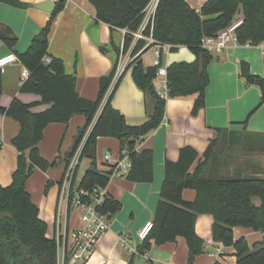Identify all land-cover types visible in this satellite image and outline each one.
I'll use <instances>...</instances> for the list:
<instances>
[{"label": "trees", "instance_id": "trees-1", "mask_svg": "<svg viewBox=\"0 0 264 264\" xmlns=\"http://www.w3.org/2000/svg\"><path fill=\"white\" fill-rule=\"evenodd\" d=\"M88 1L96 9L98 21L112 28L126 29L121 50L123 54L129 50L131 55L126 69L130 68L137 87L150 94L153 111L143 124L128 125L120 112L110 104L123 75L120 73L115 78L116 64L108 74L99 77L96 99L88 100L78 95L75 90L76 77L64 72L60 59L49 56L51 60L43 63V57L48 55L51 23L66 0L54 2L45 27L33 34L28 49L18 54V59L29 72L19 90L36 93L40 100L24 103L14 98L8 106L0 105V114L11 117L19 124L18 132L10 140L17 150L16 168L12 172L11 183L7 186L0 184V264H57L56 239L46 235L47 224L39 217V208L32 203L25 189V182L35 168L45 171L55 164V160L48 162L41 156L38 148L42 132L50 122L64 123L76 114L85 116V123L78 129L72 148L65 156L66 168L79 149L72 183L75 182L78 163L83 158L89 159L78 187L92 191L96 186L105 187L109 182L112 170L97 168L96 143L99 136L116 138L119 154L123 150L127 153L130 168L125 178L128 181L147 183L153 178V152L149 147L137 149L136 145L148 131L161 124L165 99L196 94L192 113L205 106V90L209 82L206 66L214 54L201 46V40L230 25L237 13L242 14V21L235 29L237 42L257 45L264 40V0H206L199 11L185 0H158L153 19L143 33H151L158 42L168 44L170 50L184 45L197 56L192 62L178 61L165 68L168 91L165 97H160L153 84L157 66L145 67L141 61L140 54L149 45L144 46V39L132 43L131 35L141 25L143 10L149 0ZM0 2L19 8L27 6L19 0ZM7 29V32L0 29V39L12 47L16 35ZM240 68V75L246 84L259 86L263 100L264 78L251 74L244 60L240 61ZM47 103L49 106L46 110L32 111V106ZM223 131L216 129L217 135L211 139L201 159L197 151L183 146L179 148L177 161H164L152 226L137 248L138 252L148 250L151 240L160 245L184 237L188 249L186 264H193L194 259L205 252L204 240L194 230L197 214L205 213L213 217V241L235 249V264H264V237L250 248L244 237L235 239L233 232V227L237 226L264 232V176H241L226 171L225 162L217 150ZM49 184L50 181H47L46 190ZM186 188L195 191L193 201L182 198V191ZM257 198L259 204L255 203ZM120 208L121 202L107 193L98 210L111 220ZM67 261L66 258L65 264ZM128 264H132V258H129ZM213 264L219 263L215 261Z\"/></svg>", "mask_w": 264, "mask_h": 264}, {"label": "crops", "instance_id": "crops-1", "mask_svg": "<svg viewBox=\"0 0 264 264\" xmlns=\"http://www.w3.org/2000/svg\"><path fill=\"white\" fill-rule=\"evenodd\" d=\"M19 1L27 6L19 8L0 2V29L7 32L9 28L16 35L12 47L0 39V57L11 53L16 56V60L7 64L0 75V105L5 107L14 98L24 103L40 100L36 93L19 90L22 82L20 74L24 66L18 59V54L24 53L33 34L45 27L44 24L57 0H49L50 11L34 6L45 0ZM185 1L199 11L206 0ZM95 14L96 9L88 0H66L51 23L47 53L61 60L66 74L75 75V90L78 95L88 100L96 99L99 77L108 74L116 64V71L123 75L110 104L120 112L128 125H141L153 111V100L148 92L137 87L130 68L126 69L131 55L129 50L124 54L121 51L124 42L122 30L98 21ZM241 18V13L235 14L232 23L240 22ZM164 45L157 48L154 45L148 46L145 42L144 46L148 47L140 54L143 66H155V61L158 60L159 66L166 68L178 61L192 62L197 57L184 45H177L173 50L166 47L168 44ZM155 49L159 51L158 58L154 54ZM241 60L247 62L251 74L264 78V40L257 45L230 42L225 49L214 54V58L206 66L209 82L205 90V106L194 114L192 107L196 94L165 99L161 124L148 131L136 145L138 149L151 148L153 178L147 183L128 181L125 177L109 180L106 185L107 193L121 202V208L111 218L108 228L100 235L84 264H127L129 258H132V264H186L188 249L184 237H177L174 241L160 245L151 240L148 250L138 252L137 248L143 239L137 233L146 222L153 220L163 178L164 161H177L179 148L183 146H190L197 151L198 158L201 159L211 139L217 135L218 128L224 130L217 150L225 162L226 171L241 176H264V99H261L259 86L246 84L241 77ZM48 106V103L36 104L32 106V111H43ZM84 121V115L76 114L67 122H50L44 128L38 143L39 152L48 162L55 160V164L45 171L35 168L25 182V189L29 192L32 203L39 208V217L47 224L48 237L55 233L58 212L60 229L64 228L66 204L63 200L59 201L58 183L65 173V156L71 150L74 137ZM18 130L19 124L16 120L0 114L2 186L11 183L12 172L16 168L17 150L10 140ZM105 152L111 154L112 160L121 155L116 138L97 137L96 160L100 170H107ZM80 163L81 161L78 163L75 179ZM88 165L89 159L84 162L79 179ZM47 181L50 184L46 190ZM78 182L74 183L77 185ZM194 197V190L183 189L184 200L193 201ZM255 203L259 204L258 198ZM212 222L211 215L197 214L194 230L204 240L205 252L199 254L193 264H213L215 261L219 264H235V249L213 241ZM76 225L78 220L72 216L68 227ZM233 232L235 239L244 237L250 248L264 237V232L238 226L233 227Z\"/></svg>", "mask_w": 264, "mask_h": 264}, {"label": "built area", "instance_id": "built-area-1", "mask_svg": "<svg viewBox=\"0 0 264 264\" xmlns=\"http://www.w3.org/2000/svg\"><path fill=\"white\" fill-rule=\"evenodd\" d=\"M158 0H149L145 5L143 10L142 23L137 30L132 31V39L134 43L139 39H144L146 45H154L159 47V45H164V43L158 42L150 34H144L143 29L146 25L152 21L153 15L156 10ZM242 20L237 23H231L224 29L218 31L214 35H208L201 40V46L212 54H217L221 52L230 42H237V36H235V29L240 25ZM124 33L126 29L120 28ZM249 44L248 42H246ZM165 46V45H164ZM169 48V45H166ZM154 54L158 58L160 56L158 49L154 50ZM16 60L15 54H7L0 57V73L3 72L5 66ZM51 60L49 55L43 57V63L46 64ZM155 66H157V73L153 80L154 87L156 88L158 94L163 97L166 96L168 91V81H167V70L165 67L159 66L158 60L155 61ZM121 72V71H120ZM28 70L24 67L21 71V80H24L29 75ZM120 73L116 71V75ZM138 149V148H137ZM78 151L74 153L70 162L64 170V176L61 180V184L58 185L59 188V201L63 200L66 204V212L63 217L64 228L60 229L61 222L59 221V212L56 218V230L53 237L56 239L57 243V264H65V259L67 258V264H84L86 258L92 253L100 235L108 228L110 220L107 219L106 215L98 210L102 201L107 196L106 186H96L92 191L85 188L78 187L75 183H72L74 176V168L78 160ZM104 159L107 163V169H111L112 173L110 179L114 177L120 178L125 177L126 173L130 168V160L127 156L125 150L121 152V155L112 160L111 154L109 152L104 153ZM109 179V180H110ZM68 208L70 212L68 213ZM78 220V225L73 227H68L69 219L72 216ZM152 226V221L146 222L141 229L138 231L140 238L144 239Z\"/></svg>", "mask_w": 264, "mask_h": 264}, {"label": "water", "instance_id": "water-1", "mask_svg": "<svg viewBox=\"0 0 264 264\" xmlns=\"http://www.w3.org/2000/svg\"><path fill=\"white\" fill-rule=\"evenodd\" d=\"M34 6L38 7V8H42L45 9L46 11H50L51 9V4L49 0H45L43 3H36L34 4Z\"/></svg>", "mask_w": 264, "mask_h": 264}, {"label": "rangeland", "instance_id": "rangeland-1", "mask_svg": "<svg viewBox=\"0 0 264 264\" xmlns=\"http://www.w3.org/2000/svg\"><path fill=\"white\" fill-rule=\"evenodd\" d=\"M86 161H87L86 158H83V160H81L80 166L78 168L79 172H78V175L76 176L75 182H78V180H80L79 178H80V176L82 174L83 165H84V162H86ZM51 235L52 234H50V237H51ZM127 264H128V262H127Z\"/></svg>", "mask_w": 264, "mask_h": 264}]
</instances>
